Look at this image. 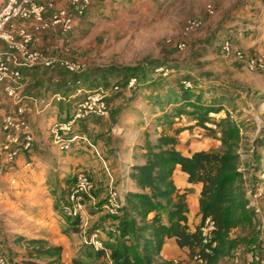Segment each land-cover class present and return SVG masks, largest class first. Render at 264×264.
<instances>
[{
	"label": "rangeland",
	"instance_id": "1",
	"mask_svg": "<svg viewBox=\"0 0 264 264\" xmlns=\"http://www.w3.org/2000/svg\"><path fill=\"white\" fill-rule=\"evenodd\" d=\"M108 6L106 12L81 21L74 34L69 59L83 67L82 74L37 70L38 75L31 76L33 97L43 110L48 109L41 116L35 110L28 115L35 139L33 156L19 157L0 181V251L7 264L29 261L27 246L19 237L38 239L41 234L53 242L63 234L69 240L67 248L75 253L80 241L89 249L96 230L108 233L114 222L106 228L103 219L116 221L121 215L117 186L110 188L119 165H127L129 153L144 155L142 147L148 142L155 146L170 123L174 129H188L179 137L178 150L184 155L221 149V142L197 128L191 117H173L174 99L181 96L186 82L192 85L188 89L191 95H200L207 104L223 105L224 110L210 118L220 121L233 113L232 121L240 125L241 171L256 211L253 228L233 231L231 240L236 245L216 264H264V197L255 198L256 189L264 185V74L251 73L244 62L223 50L230 43L233 50L255 57L264 49V0H111ZM189 21L200 26L187 32ZM181 44L183 50L178 48ZM252 44L255 48H249ZM107 69L113 72L99 77ZM127 70L140 79L133 89L122 84ZM76 80L85 95L99 89L113 93L107 119L92 116L79 125L90 142L74 147L80 151L72 157L73 152H61L54 145L50 126L65 123L85 97L74 98ZM116 87L118 91H114ZM56 94L66 101L55 99ZM14 111L5 86H0V126L3 117ZM31 172L43 174L42 184L34 183L36 175ZM78 173H86L94 186L90 197L82 201L83 230L79 224L77 228L74 217L62 211L71 206L69 196ZM103 211H108V217L101 216ZM44 212L52 215L44 217ZM184 260L197 264L189 255Z\"/></svg>",
	"mask_w": 264,
	"mask_h": 264
},
{
	"label": "trees",
	"instance_id": "2",
	"mask_svg": "<svg viewBox=\"0 0 264 264\" xmlns=\"http://www.w3.org/2000/svg\"><path fill=\"white\" fill-rule=\"evenodd\" d=\"M92 7L93 4L82 21L92 18L89 15ZM29 70L32 71V75H38L37 70L49 74L66 72L41 68ZM112 72L111 69L101 70L99 77ZM32 75H24L22 72L23 82L31 79ZM125 75L127 78L122 81L125 89H128L131 79H136V86L139 85L140 79L135 77L131 70H127ZM28 85L30 86L26 88L24 95L33 97L35 88L31 82ZM79 86L81 83L77 81L73 87ZM108 87L107 85L106 88ZM111 102L112 98L108 99L110 110ZM174 102L177 107L173 117H191L196 122L197 128H202L221 142V149L184 155L178 150L179 137L188 129L184 127L174 129V123L168 124L170 128L159 135L155 146L148 142L145 147H142L146 151L144 165L130 167L129 179L137 185L139 193L127 194L125 205L120 211L121 215L116 217L119 223L113 224L118 229L117 245L104 246L103 251H96L94 247L89 246V249L82 251V256L73 259L71 264H95L96 259L106 258L108 252H110V264H156L161 258L166 242L171 239H174L178 247L186 251L190 259L195 260L197 264H216L236 245V241L231 240L233 231L246 227L253 228L256 211L249 207L251 201L247 193L248 182L244 179L245 173L241 171L242 160L239 152L243 135L240 126L229 116L220 121L210 118L213 114L221 113L224 110L223 105L217 106L214 102L204 103L200 95L195 97L186 88L179 98L174 99ZM72 116L73 113L65 122H68ZM81 123L83 120L74 127L75 133L90 142L88 133L79 129ZM80 143L86 144L81 141ZM78 148H73L71 152L80 151L77 150ZM31 150H22L20 157L23 155L32 157ZM13 165L8 167L4 174ZM177 168L187 175L189 184L202 185L199 198L202 222L193 232L189 226L188 192L179 190L174 181ZM78 174L75 175V182ZM84 175L91 180L86 173ZM208 220L214 229L205 243L206 238L202 228ZM74 223L78 228V222ZM73 228L74 233H78L72 223ZM18 239L27 246L29 258L27 264H63V248L52 246L46 236L39 239L27 237ZM208 250L210 253L207 252Z\"/></svg>",
	"mask_w": 264,
	"mask_h": 264
},
{
	"label": "built area",
	"instance_id": "3",
	"mask_svg": "<svg viewBox=\"0 0 264 264\" xmlns=\"http://www.w3.org/2000/svg\"><path fill=\"white\" fill-rule=\"evenodd\" d=\"M57 2L58 0H0V42L2 43L0 86H5L6 94L15 107L13 113L3 117L0 126V180L6 169L18 160L22 150L29 151L33 147L35 139L28 115L35 110L36 115L41 116L48 109L43 110V106H39L34 97L24 95L22 70L59 69L74 75L84 72L78 62L69 59V52L74 34L86 12L91 8L93 0H68V6L65 8H58ZM208 12L212 13L211 8ZM199 26L198 22L189 21L186 30L191 32ZM178 48L183 50L185 45L181 44ZM223 50L227 56L232 53L237 60L244 62L251 73L264 74V49L255 57L233 50L230 43H226ZM162 71L163 69L158 70L157 73ZM136 85V79H131L128 88L133 89ZM184 85L186 89L192 88L191 83L186 82ZM118 90V87L114 89V91ZM84 93L85 91L79 86L74 98L85 97L77 102L72 118L65 123H54L51 127L53 143L61 152H70L80 141L89 143L88 139L75 133L74 127L79 121L92 116L107 119L110 115L108 99L113 92L99 89L86 95ZM54 98H58V101H66L61 94L54 95ZM229 117L231 120L235 119L233 113H229ZM261 180H264V173ZM93 190L92 181L86 175L78 174L71 193V206L63 207V211L68 216L77 220L81 230L85 225L82 201L90 197ZM256 190L255 198H263L264 185L263 188ZM119 202L117 211H121L125 205L124 199L121 198ZM249 207L254 209V203L250 202ZM213 229L212 223L208 220L202 228L206 238L205 243ZM117 230V226L112 225L108 232L116 233ZM101 234L100 230H96L91 242L96 251L105 249L98 237ZM207 252L210 253L209 250ZM0 264H7L1 252ZM168 264H186V262L182 258H177Z\"/></svg>",
	"mask_w": 264,
	"mask_h": 264
},
{
	"label": "crops",
	"instance_id": "4",
	"mask_svg": "<svg viewBox=\"0 0 264 264\" xmlns=\"http://www.w3.org/2000/svg\"><path fill=\"white\" fill-rule=\"evenodd\" d=\"M110 2H111V0H94L93 7H92L89 15H91L92 17H95V15L106 12V9H109L108 5L110 4ZM106 5H107V7H106ZM57 6H58V8L67 7L68 6V0H58ZM80 24L82 25V22ZM79 27H80V25H79ZM255 45L252 44V45H250L249 48H255ZM261 47H258V49ZM22 72H24V75H32V71H30L29 69H23ZM29 82H30V79H26V82L24 83V91L26 90L25 89L26 85H28ZM29 96H31V95H29ZM31 113H34V112H31ZM52 120L53 119H51L50 121L53 122ZM122 126L123 125L121 124L119 126V128H122V130H123ZM50 128H51V126H50ZM67 153L72 154V152H67ZM144 153H146V151H143V154ZM129 154H130V157H129L130 161L127 163V165L126 164L125 165H119L120 169L117 172V174L114 176L115 177L114 178L115 183H114V180H112L111 185H110L111 189H112L111 186H117L116 190L120 194V196H119L120 199L121 198L125 199L128 193H139L137 185L129 179L128 175L130 172V167L134 166V165H136V166L144 165L145 158H144V155L139 157L137 155H133L132 153H129ZM77 156H78V152H76V153L73 152L72 157H77ZM31 159H37V158H31ZM125 170H128V171H125ZM34 175H36V176H34ZM42 175L43 174H38L37 172H31V176H34V177H32V179L34 180V183H36V184H38V183L42 184V180L44 178V177H42ZM21 176H18V177H21ZM12 179H14V178H12ZM12 179H7L5 181H7V182L14 181ZM174 181H175V184L179 190H181L182 192H188V209H189L188 218H189L190 230L193 232L198 227H200L201 222H202V216L200 215V208H199V198H200V194L202 191V185H191V184H189L187 175L182 173L180 168H177V170L174 174ZM116 182H117V185H115ZM96 187H98V186H96ZM249 199H251V198H249ZM119 203L120 202H118V204ZM44 213H45L44 217H50V215H52V214H48L47 212H44ZM100 213L103 214L101 216H107L108 217V215H107L108 211H105V212L103 211ZM112 222H114L116 224L119 223L118 221H113V220H106L104 222V219H103V226L107 228V226H109ZM108 229L109 228H107V230ZM38 236L43 237L45 235L39 234ZM98 237H99V240L103 242V245L105 247L117 245V243L119 241V235L117 233L111 234L110 232H108V233L104 234L102 232V234L99 235ZM46 238H47V236H46ZM92 239L93 238H90L89 242H92ZM65 240H66V242H65ZM68 243H69V240L63 234H61L60 238H58L57 240L50 242V244L52 246L63 248V264H71L73 259L79 257L80 255L82 256V251H85V249H86L83 247L82 242L80 241V242H78V245H81V247H76L77 251L75 253H73V250L71 249V247H69V249L67 248L66 245ZM85 244L88 245V242H85ZM89 246L94 247L93 245H90V244H89ZM186 255H187L186 251L180 249L178 247L176 241L174 239H171V240H168L166 242L164 249H163V252L161 254V258L159 259L158 263H156V264H165V263H168L169 261H171L173 259H177V258L185 259ZM109 257H110V252H108L106 258L96 259L94 262H96L95 264H110V261H109L110 258Z\"/></svg>",
	"mask_w": 264,
	"mask_h": 264
}]
</instances>
